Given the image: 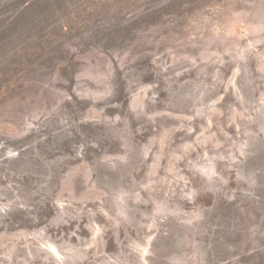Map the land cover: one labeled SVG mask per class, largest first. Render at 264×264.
<instances>
[{"label":"rangeland","instance_id":"1","mask_svg":"<svg viewBox=\"0 0 264 264\" xmlns=\"http://www.w3.org/2000/svg\"><path fill=\"white\" fill-rule=\"evenodd\" d=\"M0 264H264V0H0Z\"/></svg>","mask_w":264,"mask_h":264}]
</instances>
